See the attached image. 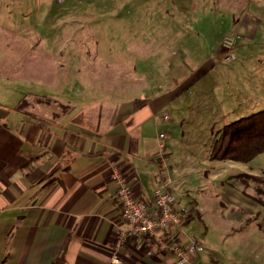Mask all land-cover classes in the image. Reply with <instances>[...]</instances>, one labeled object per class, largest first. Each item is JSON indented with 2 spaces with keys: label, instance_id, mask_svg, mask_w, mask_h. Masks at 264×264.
Returning <instances> with one entry per match:
<instances>
[{
  "label": "crops",
  "instance_id": "crops-1",
  "mask_svg": "<svg viewBox=\"0 0 264 264\" xmlns=\"http://www.w3.org/2000/svg\"><path fill=\"white\" fill-rule=\"evenodd\" d=\"M171 1L192 15L196 28L212 40L216 55L223 49V35L242 37L243 53L235 59L242 69L238 75L256 82L233 96L221 87L210 94L215 106L223 109L229 103L256 109L264 78V0ZM140 10L145 11L144 4ZM143 29L149 26L141 25ZM249 45H255L252 53L246 52ZM9 58L0 56V62H18ZM185 60L182 53L167 56L163 77L169 85L162 86L155 73L110 64L126 60L87 57L84 63L97 67L108 62L107 67L115 70L108 76L100 70L96 77L88 73L98 78L93 85L102 86L100 79L108 78L104 85L108 96L89 100H78L75 83L57 94L21 93L14 80L3 84L11 97L0 101V264H175L171 254L141 240L129 238L115 249V230L123 222L116 184L110 179L114 166L128 177L137 198L151 200L159 184L176 196L177 208L186 210L184 225L167 234L179 244L186 245L189 235L201 243L195 235L197 221L204 228L209 220L260 221L264 205L253 198L256 183L244 186L235 178L264 177L251 161L213 160L210 150L204 155L189 152L188 163L175 180L176 171L162 166L156 155L159 134H165L163 143L169 147L167 133L182 131L184 111L194 106L191 100L196 97L184 95L186 88L200 85L210 73L226 74L212 72V61L197 70ZM18 68L9 65V77L16 78ZM196 122L201 124L200 119ZM198 157L199 163L194 160ZM236 251L230 257L234 261ZM208 252L194 255L188 264H225Z\"/></svg>",
  "mask_w": 264,
  "mask_h": 264
},
{
  "label": "rangeland",
  "instance_id": "rangeland-1",
  "mask_svg": "<svg viewBox=\"0 0 264 264\" xmlns=\"http://www.w3.org/2000/svg\"><path fill=\"white\" fill-rule=\"evenodd\" d=\"M148 1L146 5L145 0H0V56L18 61L0 62V101L10 96L3 84L13 80L21 93L57 94L76 84L78 100H89L108 96L104 88L108 78L100 79L102 86L92 84L98 78L93 79L88 73L96 77V70L108 76L115 72V65H129L137 73H155L159 77L156 82L167 86L169 80L163 76L170 53L185 54V62L197 65V70L207 60L212 61V72L226 74L214 77L210 73L200 85L186 88L184 95L196 97V101L191 100L194 106L189 105L184 111L182 131L166 135L169 147L165 148V167L176 171L172 177L177 180L188 163L187 153L209 154L212 136L215 139L225 124L264 110V78L260 79L256 109H242L236 103H229L225 109L215 106L210 93H216L217 87L233 96L256 82L251 77L240 80L238 75L242 69L236 66L235 59L236 54L243 53L242 37L233 45L230 59H226V50L223 48L216 55L212 40L196 28L192 15L183 8H176L171 0ZM143 4L145 11L141 13ZM141 25L149 29L141 30ZM254 47L249 45L246 52L252 53ZM87 57L98 61L122 59L127 63L110 62L114 66L111 70L108 62H99L97 67L92 62L84 63ZM12 64L19 66L16 78L9 77L8 67ZM198 119L201 124L196 122ZM194 160L201 161L199 157ZM250 164L264 171V152ZM257 178L260 181H252L258 188L256 194L264 197V177ZM194 223H198L195 235L201 240L202 253L212 251L225 264H264V216L260 221L209 220L206 228L198 221ZM225 226H231V230ZM234 249L238 252L235 261L230 258Z\"/></svg>",
  "mask_w": 264,
  "mask_h": 264
},
{
  "label": "built area",
  "instance_id": "built-area-1",
  "mask_svg": "<svg viewBox=\"0 0 264 264\" xmlns=\"http://www.w3.org/2000/svg\"><path fill=\"white\" fill-rule=\"evenodd\" d=\"M239 37L237 34L223 35L221 45L226 50V59H230L231 49ZM163 118L167 119V115H163ZM164 138L165 134L160 133L156 155L160 159L161 165L165 167ZM110 179L116 184L115 195L123 222V225L118 226L115 230L114 246L116 250L127 239L133 238L171 254L175 264L191 263L192 257L203 251L202 244L192 235L188 236V243L182 245L167 234L171 228H182L186 210L177 208L176 196L163 189L164 184H159L154 188L151 200H145L134 195L128 177L115 166Z\"/></svg>",
  "mask_w": 264,
  "mask_h": 264
},
{
  "label": "trees",
  "instance_id": "trees-1",
  "mask_svg": "<svg viewBox=\"0 0 264 264\" xmlns=\"http://www.w3.org/2000/svg\"><path fill=\"white\" fill-rule=\"evenodd\" d=\"M261 152H264V110L225 124L212 142L209 157L247 163ZM235 178L244 186L250 181H260L250 175H237ZM253 198L264 205V197L257 195Z\"/></svg>",
  "mask_w": 264,
  "mask_h": 264
}]
</instances>
